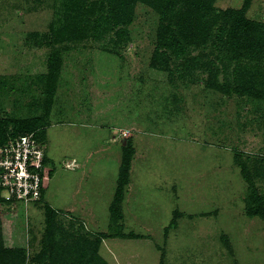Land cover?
I'll list each match as a JSON object with an SVG mask.
<instances>
[{
	"label": "rangeland",
	"instance_id": "1",
	"mask_svg": "<svg viewBox=\"0 0 264 264\" xmlns=\"http://www.w3.org/2000/svg\"><path fill=\"white\" fill-rule=\"evenodd\" d=\"M96 3L86 37L57 41L81 10L71 0H0V122H36L48 190L42 205L0 203V264H19L10 247L26 264L46 248L62 264H264V221L247 215L252 189L264 196V64L246 58L234 70L209 46L164 67L153 59L154 6L139 1L132 24L103 32ZM213 7L264 24V0ZM120 135L134 152L115 225Z\"/></svg>",
	"mask_w": 264,
	"mask_h": 264
},
{
	"label": "trees",
	"instance_id": "2",
	"mask_svg": "<svg viewBox=\"0 0 264 264\" xmlns=\"http://www.w3.org/2000/svg\"><path fill=\"white\" fill-rule=\"evenodd\" d=\"M139 1L154 6L160 14L157 44L153 56L157 64L167 68L171 66L172 62L176 64L183 61L186 64H191L190 57L194 51L209 46L218 55H223L228 60L230 67L234 66V70L246 58L264 64V24L248 20L245 17L244 9L241 11L233 9L218 11L213 7L215 0H102L99 18L100 22L104 24L103 32L132 24L134 8ZM96 2L98 0H71L73 8L70 9L75 10L77 8L82 11L80 10L79 14L76 15L77 17L74 20L77 21L74 22V25L55 32L56 40L61 41L64 37L73 38L74 40L86 37L91 21L87 19L89 21L86 22V25L84 15H88L89 11L95 8ZM95 28L93 27V29ZM60 74V57L54 54L49 64V98L54 96ZM219 88L227 94L235 93L239 96H252L254 93V89L240 86L229 88L223 84ZM2 124L5 123L0 122V146L6 144L12 138L25 134H35L36 138L42 144L44 143L36 132L38 126L33 120H12L4 125V129ZM10 125L12 133L9 134L8 126ZM120 136L121 145L125 149L126 156L116 194L110 206L111 221L115 225L123 218L125 187L128 183V173L134 152L131 147V139L125 138L123 135ZM45 162L47 165V157ZM237 162L242 164L240 157H237ZM44 189L43 183V199L32 205L44 204ZM248 200L247 215L250 218L256 217L264 221V196L260 195L257 189L254 188ZM0 203L5 204L1 196V190ZM48 210L53 211L51 208H48ZM48 223H52L50 218H48ZM131 237H133V234ZM47 250L46 248L37 255L38 264H62L57 263L58 258L55 257V252L51 255V260L46 261ZM8 253L19 264H26L28 260L27 253L21 247H10ZM77 259L80 258L77 257ZM71 260L64 264L70 263Z\"/></svg>",
	"mask_w": 264,
	"mask_h": 264
},
{
	"label": "built area",
	"instance_id": "3",
	"mask_svg": "<svg viewBox=\"0 0 264 264\" xmlns=\"http://www.w3.org/2000/svg\"><path fill=\"white\" fill-rule=\"evenodd\" d=\"M46 147L25 134L0 146V190L6 204H34L43 199Z\"/></svg>",
	"mask_w": 264,
	"mask_h": 264
},
{
	"label": "crops",
	"instance_id": "4",
	"mask_svg": "<svg viewBox=\"0 0 264 264\" xmlns=\"http://www.w3.org/2000/svg\"><path fill=\"white\" fill-rule=\"evenodd\" d=\"M111 139H116V137L113 136ZM46 153H47V150H46ZM44 190H45L44 191L45 192L44 193V198H45V196L47 197L48 190H46V188Z\"/></svg>",
	"mask_w": 264,
	"mask_h": 264
}]
</instances>
